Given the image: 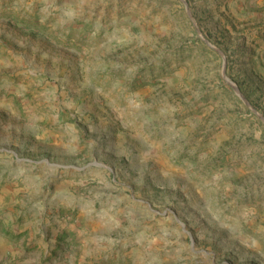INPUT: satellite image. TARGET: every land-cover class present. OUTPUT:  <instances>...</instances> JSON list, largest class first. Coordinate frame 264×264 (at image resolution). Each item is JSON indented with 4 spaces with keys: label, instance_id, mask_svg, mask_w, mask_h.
<instances>
[{
    "label": "rangeland",
    "instance_id": "obj_1",
    "mask_svg": "<svg viewBox=\"0 0 264 264\" xmlns=\"http://www.w3.org/2000/svg\"><path fill=\"white\" fill-rule=\"evenodd\" d=\"M185 2L0 0V264H264V0Z\"/></svg>",
    "mask_w": 264,
    "mask_h": 264
},
{
    "label": "water",
    "instance_id": "obj_2",
    "mask_svg": "<svg viewBox=\"0 0 264 264\" xmlns=\"http://www.w3.org/2000/svg\"><path fill=\"white\" fill-rule=\"evenodd\" d=\"M184 3H186L185 2V0H182ZM187 6V5H186ZM187 10H188V12H189V15H190V17H192V15H191V12H190V9L188 8V6H187ZM199 33H200V31H199ZM200 35H201V33H200ZM212 48H214V49H216L215 47H213L212 46ZM217 50V49H216ZM217 51H219V50H217ZM220 52V51H219ZM221 53V52H220ZM222 54V53H221ZM223 55V54H222ZM224 56V55H223ZM224 59H225V57H224ZM223 76H224V79H225V81L237 92V94L239 95V97L247 104V106L252 110V111H254V113L258 116V117H260L263 121H264V117L261 115V114H259L257 111H255L250 105H249V103L247 102V100H246V98L242 95V93L240 92V90H239V88L237 87V85L236 84H234L227 76H226V61H224V67H223ZM179 222V221H178ZM180 223V225L183 227V229L185 228V225L182 223V222H179ZM189 235H190V237L192 238V235L189 233ZM192 242H193V240H192Z\"/></svg>",
    "mask_w": 264,
    "mask_h": 264
}]
</instances>
